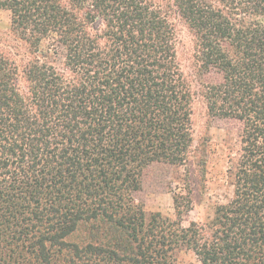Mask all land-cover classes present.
I'll use <instances>...</instances> for the list:
<instances>
[{"label":"trees","instance_id":"1","mask_svg":"<svg viewBox=\"0 0 264 264\" xmlns=\"http://www.w3.org/2000/svg\"><path fill=\"white\" fill-rule=\"evenodd\" d=\"M29 57L0 45V264H264V0H0ZM195 38L186 72L177 24ZM45 47V48H44ZM15 49V48H14ZM216 70L219 81L201 72ZM241 121L234 193L184 225L138 200L184 163L194 104Z\"/></svg>","mask_w":264,"mask_h":264},{"label":"rangeland","instance_id":"2","mask_svg":"<svg viewBox=\"0 0 264 264\" xmlns=\"http://www.w3.org/2000/svg\"><path fill=\"white\" fill-rule=\"evenodd\" d=\"M11 19L10 10L0 8V45L17 50V58L25 62L29 57L28 47L16 36ZM177 51L186 72L199 69L195 38L184 22L177 24ZM201 74L202 80L207 83L221 79L216 70L209 73L202 71ZM192 124L194 143L187 160L178 165L153 164L144 175L142 190L137 193L146 210L160 211L171 217L175 216L174 194H190L193 206L184 216V225L191 220H208L218 205L232 198L231 171L240 148L242 129L238 119L211 114L203 99L194 104ZM176 264L202 263L193 251L185 250L180 253Z\"/></svg>","mask_w":264,"mask_h":264}]
</instances>
